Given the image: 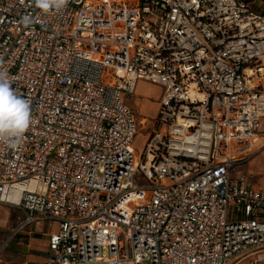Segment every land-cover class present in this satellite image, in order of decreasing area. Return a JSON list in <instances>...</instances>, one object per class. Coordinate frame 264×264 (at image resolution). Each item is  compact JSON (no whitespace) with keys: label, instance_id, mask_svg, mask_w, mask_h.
Segmentation results:
<instances>
[{"label":"built area","instance_id":"2783aa9c","mask_svg":"<svg viewBox=\"0 0 264 264\" xmlns=\"http://www.w3.org/2000/svg\"><path fill=\"white\" fill-rule=\"evenodd\" d=\"M0 71L33 117L0 145V204L24 212L10 237L56 225L45 264H264V186L233 174L261 147L264 10L0 0ZM139 81L162 90L153 116L123 99Z\"/></svg>","mask_w":264,"mask_h":264},{"label":"rangeland","instance_id":"374dc122","mask_svg":"<svg viewBox=\"0 0 264 264\" xmlns=\"http://www.w3.org/2000/svg\"><path fill=\"white\" fill-rule=\"evenodd\" d=\"M247 1L254 10H264V0ZM161 92L162 90L157 85L150 87L145 83L139 82L133 94L123 93V99L138 113L150 117L154 115L155 109L157 107L156 102L158 101ZM143 134H145V132H138V134L134 138V146L136 148L142 147L144 140L142 136ZM262 144H264V136L257 139V143L253 149H256ZM262 149H264V145H262V147H260L253 155L248 157L246 160L240 162L239 164H236L234 170H243L246 173L250 174L249 177L251 181L264 180V155L259 157V153ZM18 214L19 213L17 212V208L6 204H0V245L2 244V242L8 240L11 235V229L17 226L21 221L20 219H17ZM18 216L22 218V215L19 214ZM46 226L47 228L49 227L48 224ZM13 240L14 237L7 242V245L4 246L1 253H4V251H6L7 246Z\"/></svg>","mask_w":264,"mask_h":264},{"label":"clouds","instance_id":"9594fccd","mask_svg":"<svg viewBox=\"0 0 264 264\" xmlns=\"http://www.w3.org/2000/svg\"><path fill=\"white\" fill-rule=\"evenodd\" d=\"M35 6L48 13L62 10L68 0H34ZM25 23L29 20L25 18ZM33 122L30 102L11 86L7 71H0V145L18 148Z\"/></svg>","mask_w":264,"mask_h":264},{"label":"crops","instance_id":"0c3cea01","mask_svg":"<svg viewBox=\"0 0 264 264\" xmlns=\"http://www.w3.org/2000/svg\"><path fill=\"white\" fill-rule=\"evenodd\" d=\"M139 82L145 83L150 87L154 86L153 84H150L148 82H144V81H139ZM156 103H158V101ZM262 133H264V124L261 130L260 138L264 136V134ZM262 145L260 146L262 147ZM256 151H254L251 155H253ZM259 154H260L259 157L263 156L264 149H262ZM234 169H235V166L233 167V174L237 172H241V173H245L248 176H250V174L246 173L243 170H234ZM252 183L258 186H264V180L252 181ZM17 212L20 215H22V218H20L18 214L17 219L22 220L24 217V212L21 209H17ZM46 223L49 225L48 228L46 226L47 225ZM14 228L11 229V233ZM54 229H56V225L49 221H43L39 223H30L26 225L23 229L17 231L12 237L8 238L9 239L8 241H10L11 238L13 237H14V240L10 242V244L7 246V249L6 251H4V253L0 252L1 253L0 264H45L46 257L48 254V251H47L48 235Z\"/></svg>","mask_w":264,"mask_h":264},{"label":"bare ground","instance_id":"6f19581e","mask_svg":"<svg viewBox=\"0 0 264 264\" xmlns=\"http://www.w3.org/2000/svg\"><path fill=\"white\" fill-rule=\"evenodd\" d=\"M24 188L33 189L34 185L16 184L10 189L8 198L12 201H17L20 196L21 190Z\"/></svg>","mask_w":264,"mask_h":264}]
</instances>
